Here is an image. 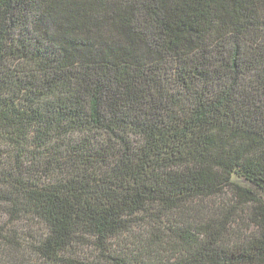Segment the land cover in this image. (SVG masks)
I'll use <instances>...</instances> for the list:
<instances>
[{
    "label": "trees",
    "instance_id": "obj_1",
    "mask_svg": "<svg viewBox=\"0 0 264 264\" xmlns=\"http://www.w3.org/2000/svg\"><path fill=\"white\" fill-rule=\"evenodd\" d=\"M0 264H264V0H0Z\"/></svg>",
    "mask_w": 264,
    "mask_h": 264
},
{
    "label": "rangeland",
    "instance_id": "obj_2",
    "mask_svg": "<svg viewBox=\"0 0 264 264\" xmlns=\"http://www.w3.org/2000/svg\"><path fill=\"white\" fill-rule=\"evenodd\" d=\"M28 244H29V242H28ZM33 259H35V258L33 257Z\"/></svg>",
    "mask_w": 264,
    "mask_h": 264
}]
</instances>
